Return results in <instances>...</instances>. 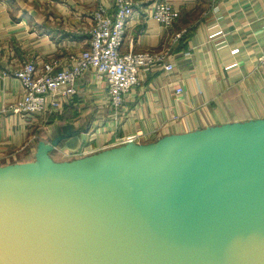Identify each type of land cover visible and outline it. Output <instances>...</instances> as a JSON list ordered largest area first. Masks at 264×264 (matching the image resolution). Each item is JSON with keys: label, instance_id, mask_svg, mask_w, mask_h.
<instances>
[{"label": "water", "instance_id": "obj_1", "mask_svg": "<svg viewBox=\"0 0 264 264\" xmlns=\"http://www.w3.org/2000/svg\"><path fill=\"white\" fill-rule=\"evenodd\" d=\"M0 167V264H264V119Z\"/></svg>", "mask_w": 264, "mask_h": 264}, {"label": "crops", "instance_id": "obj_2", "mask_svg": "<svg viewBox=\"0 0 264 264\" xmlns=\"http://www.w3.org/2000/svg\"><path fill=\"white\" fill-rule=\"evenodd\" d=\"M153 1L134 0L122 51L166 52L171 71L141 72L117 112L105 82L87 73L63 110L35 116L12 111L23 89L11 71L26 59L41 65L79 53L92 13L113 11L114 0H0V167L34 162L41 141L59 140L51 155L70 161L125 145L114 143L127 136L147 145L264 119V0H166L180 10L169 29L148 19Z\"/></svg>", "mask_w": 264, "mask_h": 264}, {"label": "built area", "instance_id": "obj_3", "mask_svg": "<svg viewBox=\"0 0 264 264\" xmlns=\"http://www.w3.org/2000/svg\"><path fill=\"white\" fill-rule=\"evenodd\" d=\"M134 5V0H114L111 12L108 7L99 5L91 16L89 43L77 54L68 53L41 65L32 59L21 61L10 73L23 89L21 97L11 106L12 111L35 116L46 111L60 112L76 94V82L90 73L96 81L105 82L106 100L117 112L124 105L126 95L139 85L141 72L158 66L171 71L173 65L166 52L122 51ZM179 15L178 7L166 0H154L148 19L169 29ZM175 91L179 94L182 89ZM134 141H137L136 136H127L117 139L114 145Z\"/></svg>", "mask_w": 264, "mask_h": 264}, {"label": "trees", "instance_id": "obj_4", "mask_svg": "<svg viewBox=\"0 0 264 264\" xmlns=\"http://www.w3.org/2000/svg\"><path fill=\"white\" fill-rule=\"evenodd\" d=\"M72 98H73V97H72ZM72 98L70 99V102H69V103H71ZM69 103L64 104L63 109H64ZM63 109H62V110H63ZM59 145H60V143H59ZM51 152H52V151H51ZM51 152H50V156H51L52 159L54 158L55 161H64V160H65V158H63V157L55 158L53 154L51 155Z\"/></svg>", "mask_w": 264, "mask_h": 264}]
</instances>
